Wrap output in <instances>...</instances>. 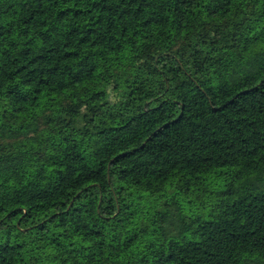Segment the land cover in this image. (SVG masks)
<instances>
[{
	"label": "trees",
	"instance_id": "obj_1",
	"mask_svg": "<svg viewBox=\"0 0 264 264\" xmlns=\"http://www.w3.org/2000/svg\"><path fill=\"white\" fill-rule=\"evenodd\" d=\"M0 264H264V0H0Z\"/></svg>",
	"mask_w": 264,
	"mask_h": 264
}]
</instances>
